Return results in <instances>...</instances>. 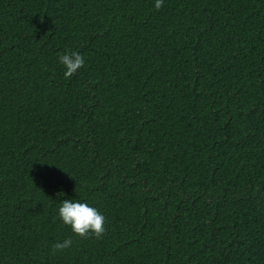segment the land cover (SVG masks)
I'll return each mask as SVG.
<instances>
[{
    "label": "trees",
    "instance_id": "obj_1",
    "mask_svg": "<svg viewBox=\"0 0 264 264\" xmlns=\"http://www.w3.org/2000/svg\"><path fill=\"white\" fill-rule=\"evenodd\" d=\"M0 264H264V0H0Z\"/></svg>",
    "mask_w": 264,
    "mask_h": 264
}]
</instances>
